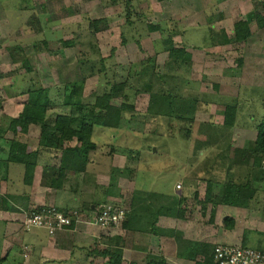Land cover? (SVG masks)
<instances>
[{"label": "rangeland", "instance_id": "1", "mask_svg": "<svg viewBox=\"0 0 264 264\" xmlns=\"http://www.w3.org/2000/svg\"><path fill=\"white\" fill-rule=\"evenodd\" d=\"M168 1L0 0L5 25L0 32V134L9 136L15 128V139L24 142L27 151L36 147L37 141L25 138L37 136L40 125L24 129L18 118L30 90L48 89L50 101L56 103L47 116L53 123L55 114L69 112L62 108L65 85L74 83L84 104L107 94L113 85H123V92L112 94L109 102L129 107L117 127L124 126L123 137L112 144L123 157L114 162L124 164L123 172L107 170L103 164L109 161H104L97 169L98 184L110 196L121 194L119 186L131 194L135 180L138 199L174 195L177 205L168 214L175 227L161 229L159 235L174 237L180 249L193 241L195 262L197 255L198 261L209 258L217 244L264 253V161L254 167L251 158L256 128L263 120L264 55L256 46L242 55L243 47L220 38L217 9L205 16L206 25L187 23L190 8L196 12V0ZM251 2L256 7L249 12L245 7V19L252 20L253 11L262 16L259 4L264 0ZM231 15V7L223 12L225 29L233 21ZM89 26L100 31L93 35ZM228 31L231 37V28ZM169 36L183 56H169L164 44ZM223 39L231 45L225 50L216 47ZM60 40L77 44L61 51ZM15 47L20 52L11 56ZM229 107L235 109L232 127L224 124ZM242 158L246 161L240 162ZM249 187L256 192L251 200L243 199ZM216 196L231 203L214 205ZM22 222L24 230H31ZM99 238L86 244L87 255L73 263L105 260L97 254L107 248ZM114 240L111 249L119 236Z\"/></svg>", "mask_w": 264, "mask_h": 264}, {"label": "crops", "instance_id": "2", "mask_svg": "<svg viewBox=\"0 0 264 264\" xmlns=\"http://www.w3.org/2000/svg\"><path fill=\"white\" fill-rule=\"evenodd\" d=\"M196 3L197 5H195ZM195 4L196 12L193 11L194 8H190L191 15L185 22H201L206 25L205 16L216 12L217 9V19L219 22L222 21L216 23V30H218V34L221 33L220 38L226 36L227 40H231V45L237 44L238 47H243L244 49H241L242 55L249 54L252 46L260 47L258 54L264 55V29L252 32L251 36L242 42H234L231 39L233 26L240 19L249 23L255 20L254 11L251 13L252 20L245 19L244 16L246 15L245 7L248 12L255 7L251 0H196ZM224 6H226L225 9ZM229 7L232 9L233 21L229 24V28L225 29L226 21L223 19V12ZM220 15L221 17H219ZM257 17L260 18L261 16ZM3 23L4 20L0 21V32L5 26ZM168 23L166 22V24ZM230 28L231 37L228 36V29ZM162 29L166 30L165 28ZM224 41L223 39L221 42H217L216 47L225 50L230 44ZM173 43L175 44L174 41ZM241 43L243 44L241 45ZM55 104H51L52 107L48 114L56 109ZM62 108L67 107L63 106ZM60 114L64 113L55 115ZM122 122L125 121L122 120ZM123 129L124 126L117 129L95 127L91 140L97 148L90 152L84 161L75 158V162L72 163V156L68 155L65 158L63 174L52 177L51 175L45 176L44 169L46 167L57 169L60 166L61 154L52 149L38 147L40 133L37 136L25 138L27 141L31 140V143L37 141L36 147L32 146L31 151L29 149L27 151L28 153H38L33 172L27 171L22 165L6 162L8 157L7 143L8 140L16 138V135L13 134L16 131L10 132L11 135L9 136L8 134L7 136L3 133L0 134V264H79L73 262H79L77 261L79 255H87L84 249L86 244L90 242L93 244L96 239H98L96 242H99V237H101L104 239V247H108L116 236H119V245L114 247L120 250V264H158L156 263L157 258L163 261V264L195 263L190 243L180 249V247H176L174 237L169 234L159 235V230L175 227V220L168 214L170 209H174L177 205L174 195L155 194L157 199L154 195V199H138L135 196L140 189L137 188L138 182L135 180L131 194L127 193L126 195L124 188L121 189L119 186L121 194L110 196L105 186L98 184L100 173L97 172V169L100 167L99 164L104 161H109L103 164L108 166L107 170L123 172L124 167L122 168V166L124 164L122 166L120 163L114 164L116 160L120 161L123 157L119 152L120 150L112 146L114 141H118L121 136L123 137ZM123 193H125L124 196ZM110 203H118L125 207L127 214L125 227L123 225L118 230L101 229L81 222L73 230L60 232L49 237L45 231L44 234L40 229L24 230L20 225L24 214L35 207L51 205L61 210H69L84 209V207L89 206L93 211L94 205L99 207V205L104 206ZM87 217H90L88 211ZM113 242L115 244V240ZM198 258L200 257L197 255V262L200 261L197 260ZM106 262L107 258L99 264Z\"/></svg>", "mask_w": 264, "mask_h": 264}, {"label": "trees", "instance_id": "3", "mask_svg": "<svg viewBox=\"0 0 264 264\" xmlns=\"http://www.w3.org/2000/svg\"><path fill=\"white\" fill-rule=\"evenodd\" d=\"M258 5V4H257ZM262 16L260 18L256 17L251 23L247 21H238L233 26V37L232 41L242 42L247 40L252 32L264 29V2L261 4ZM256 7V6H255ZM254 7V9H255ZM97 22H93L92 25H96ZM92 34H97L100 30L98 28H91ZM159 31H162L158 28ZM227 43L226 41H224ZM231 42V41H230ZM45 48H48V42L42 43ZM77 42L72 40H60L59 46L60 50L66 48H75ZM164 44L167 45V52L169 56H183L184 51L181 49H176L174 47L173 39L171 36L165 38ZM229 44V43H228ZM11 56L15 55L17 51L20 52L18 47H15ZM60 53V52H59ZM76 85L73 83L64 88V98L63 106L69 109L68 113L56 115L53 123L47 121V116L49 115V109L53 104L49 98L48 89H34L28 91V99L24 104L22 112L19 114V123L24 129H28L30 126L40 125V135L38 138V146L46 149H52L61 153L60 166L55 169L53 167H46L44 169V174L46 175H62L65 171V158L70 155L72 156V163L75 162V158L79 161H84L88 154L96 149V145L91 140V135L95 127L101 128H117L119 125L120 118L123 116V112L129 109V107H115L112 106L110 98L112 94L123 92L124 86H111L107 94L96 97L92 103L84 104L81 100L78 91H76ZM234 108H227L225 111L224 124L226 126L232 127L234 122ZM15 128H11L13 131ZM15 135V133H13ZM8 157L6 159L7 163H15L22 165L27 171L33 172L38 153L37 152H27V145L16 139L8 140ZM75 144V145H74ZM252 153L254 157L252 165L254 167L259 166L264 161V102H263V120L259 126L256 128V137L253 143ZM246 161V159H240V162ZM247 192L244 194L243 199L251 200L256 192V190L247 188ZM211 191H209L210 193ZM226 199L223 196L217 197L214 200V205L224 204ZM211 197L209 196V202ZM226 202V201H225ZM230 204L231 202H226ZM232 204H238L237 201H232ZM88 212L94 213L97 210V205H94V210L92 211L89 206L84 207ZM81 210V209H79ZM82 211V210H81ZM127 216V214H125ZM126 218L123 222L125 227ZM122 225V227H123ZM194 246L195 243L190 244ZM115 246H118V242ZM214 246L209 251V258H204L199 262L194 264H213L212 263V252ZM98 255L102 258H107L105 264H120V250L117 247H107L102 252H98ZM161 261V260H160ZM163 261L160 262L162 264Z\"/></svg>", "mask_w": 264, "mask_h": 264}, {"label": "built area", "instance_id": "4", "mask_svg": "<svg viewBox=\"0 0 264 264\" xmlns=\"http://www.w3.org/2000/svg\"><path fill=\"white\" fill-rule=\"evenodd\" d=\"M179 188V186H177ZM123 206L104 205L88 218L79 209L61 210L51 205L30 209L24 214L23 226L26 229H41L49 237L57 233L70 231L81 223L100 227L101 229L118 230L126 218ZM213 264H264V253L244 245L217 244L212 252Z\"/></svg>", "mask_w": 264, "mask_h": 264}]
</instances>
